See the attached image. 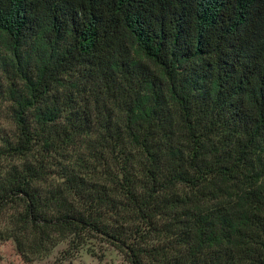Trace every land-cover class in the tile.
<instances>
[{
    "label": "trees",
    "instance_id": "trees-1",
    "mask_svg": "<svg viewBox=\"0 0 264 264\" xmlns=\"http://www.w3.org/2000/svg\"><path fill=\"white\" fill-rule=\"evenodd\" d=\"M9 238L264 264V0H0Z\"/></svg>",
    "mask_w": 264,
    "mask_h": 264
},
{
    "label": "rangeland",
    "instance_id": "rangeland-1",
    "mask_svg": "<svg viewBox=\"0 0 264 264\" xmlns=\"http://www.w3.org/2000/svg\"><path fill=\"white\" fill-rule=\"evenodd\" d=\"M130 264L127 256L117 247L91 241L74 251H69L68 241L59 243L50 254L27 261L18 251L14 239L0 240V264Z\"/></svg>",
    "mask_w": 264,
    "mask_h": 264
}]
</instances>
